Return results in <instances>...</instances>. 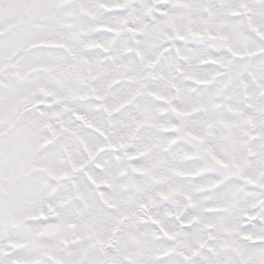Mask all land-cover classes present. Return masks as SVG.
<instances>
[{"label": "snow or ice", "instance_id": "obj_1", "mask_svg": "<svg viewBox=\"0 0 264 264\" xmlns=\"http://www.w3.org/2000/svg\"><path fill=\"white\" fill-rule=\"evenodd\" d=\"M0 264H264V0H0Z\"/></svg>", "mask_w": 264, "mask_h": 264}, {"label": "rangeland", "instance_id": "obj_2", "mask_svg": "<svg viewBox=\"0 0 264 264\" xmlns=\"http://www.w3.org/2000/svg\"><path fill=\"white\" fill-rule=\"evenodd\" d=\"M77 24H78V21L75 20V19H73V20H72V24H71L70 26H75V25H77Z\"/></svg>", "mask_w": 264, "mask_h": 264}]
</instances>
